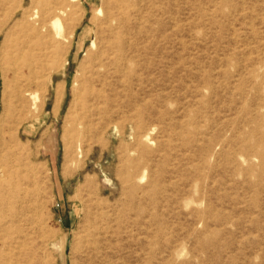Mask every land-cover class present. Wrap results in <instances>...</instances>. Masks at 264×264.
<instances>
[{
	"label": "rangeland",
	"instance_id": "rangeland-1",
	"mask_svg": "<svg viewBox=\"0 0 264 264\" xmlns=\"http://www.w3.org/2000/svg\"><path fill=\"white\" fill-rule=\"evenodd\" d=\"M133 1L85 129L103 0L60 28L0 0V264H264V0Z\"/></svg>",
	"mask_w": 264,
	"mask_h": 264
},
{
	"label": "bare ground",
	"instance_id": "bare-ground-1",
	"mask_svg": "<svg viewBox=\"0 0 264 264\" xmlns=\"http://www.w3.org/2000/svg\"><path fill=\"white\" fill-rule=\"evenodd\" d=\"M16 1L18 2L17 6L11 11L10 18L20 10L27 14L30 13V9H35L30 15L35 18L37 23L45 24L49 18L59 28L62 17H71L76 14L82 2V0H55L54 3H51V0H30V8H26L25 0ZM135 12L137 10L133 0H103V3L94 11L92 22L95 24V38L92 48L88 51L90 60L82 70L79 92L75 98L79 113L78 122L85 129H88L94 122L95 116L101 113L100 104L106 99L103 88L114 73L120 74L118 64L127 58V50L130 48L128 38L135 29L132 23ZM20 87L17 85L16 88L18 89L17 103L23 100ZM11 96L12 94L5 95L4 113L6 111V115L5 118L1 116L0 127L3 120L11 118L18 130V125L21 124L20 114L16 115L11 112L13 103ZM1 143L3 142L1 141ZM3 171L10 173L7 168H4Z\"/></svg>",
	"mask_w": 264,
	"mask_h": 264
}]
</instances>
